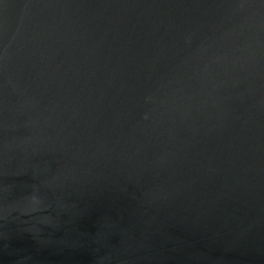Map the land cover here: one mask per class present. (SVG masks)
Instances as JSON below:
<instances>
[{"label": "water", "instance_id": "1", "mask_svg": "<svg viewBox=\"0 0 264 264\" xmlns=\"http://www.w3.org/2000/svg\"><path fill=\"white\" fill-rule=\"evenodd\" d=\"M0 264H264V0H0Z\"/></svg>", "mask_w": 264, "mask_h": 264}]
</instances>
